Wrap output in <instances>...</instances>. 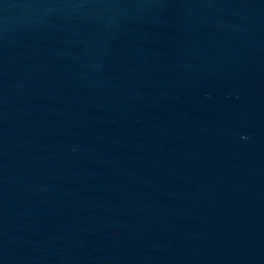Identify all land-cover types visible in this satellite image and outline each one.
I'll return each mask as SVG.
<instances>
[{
    "label": "water",
    "instance_id": "obj_1",
    "mask_svg": "<svg viewBox=\"0 0 264 264\" xmlns=\"http://www.w3.org/2000/svg\"><path fill=\"white\" fill-rule=\"evenodd\" d=\"M0 264H264V0H0Z\"/></svg>",
    "mask_w": 264,
    "mask_h": 264
}]
</instances>
